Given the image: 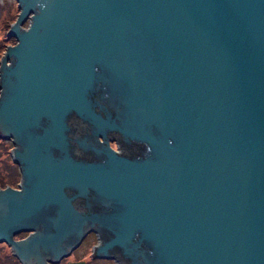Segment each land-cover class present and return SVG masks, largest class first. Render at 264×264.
<instances>
[{
	"label": "water",
	"instance_id": "obj_1",
	"mask_svg": "<svg viewBox=\"0 0 264 264\" xmlns=\"http://www.w3.org/2000/svg\"><path fill=\"white\" fill-rule=\"evenodd\" d=\"M16 3L0 243L19 263L94 234L92 258L117 264H264V0Z\"/></svg>",
	"mask_w": 264,
	"mask_h": 264
},
{
	"label": "rangeland",
	"instance_id": "obj_2",
	"mask_svg": "<svg viewBox=\"0 0 264 264\" xmlns=\"http://www.w3.org/2000/svg\"><path fill=\"white\" fill-rule=\"evenodd\" d=\"M18 12H19V10L17 9L16 0H0V38L3 35L5 36L6 32L9 30L10 25L13 24L14 21L16 20ZM12 17H14L13 21L10 20V18H12ZM4 25L7 26V29H6V27H4ZM26 26H27V21L24 23L23 27H26ZM8 39H12V38H8ZM12 41L15 44V41L13 39H12ZM13 45L11 43L6 44V46L4 48H2V54L0 55V58L3 55V53L5 52L6 47L7 46H13ZM11 150H10V153H11ZM10 153H9V155H10ZM10 158H11V156H10ZM11 161H12V159H11ZM19 181H20V179H19ZM18 184H19V182L16 184L15 188H17ZM6 187H8V186H5V188ZM15 188H13V189H15ZM0 190H2V189H0ZM25 237H26V234H19V235L15 236L14 238H15V240H21V239H24ZM95 244H96L95 235L89 234L86 237V239L83 240V242L80 244L78 249L75 250L70 257L66 258V260H68L67 262L82 261V262H85L86 264H117L112 260H104V259H102V260L96 259L95 260L94 257L92 258L91 250ZM5 245L6 244H4V243H0V247H2V248H0V260L4 259L1 264H12L10 262H7V259H5V256L7 254L12 255L10 248L7 245L6 246ZM90 260H92V261H90ZM63 263H66V262L63 261L60 264H63Z\"/></svg>",
	"mask_w": 264,
	"mask_h": 264
},
{
	"label": "trees",
	"instance_id": "obj_3",
	"mask_svg": "<svg viewBox=\"0 0 264 264\" xmlns=\"http://www.w3.org/2000/svg\"><path fill=\"white\" fill-rule=\"evenodd\" d=\"M11 21L14 20V17L10 18ZM4 27L7 26L4 25ZM14 44L12 39H5L4 35L0 38V55L2 54V48L6 46V44ZM12 146L10 142L4 141L0 138V189H4L5 186L10 188H15L16 184L19 182L20 174L18 172L17 166L11 161L10 158V150ZM6 246V245H5ZM2 248V247H0ZM7 262L12 264H20L19 261L10 254L5 256ZM4 259L0 260V264ZM92 261V260H90Z\"/></svg>",
	"mask_w": 264,
	"mask_h": 264
},
{
	"label": "flooded vegetation",
	"instance_id": "obj_4",
	"mask_svg": "<svg viewBox=\"0 0 264 264\" xmlns=\"http://www.w3.org/2000/svg\"><path fill=\"white\" fill-rule=\"evenodd\" d=\"M92 98L93 99H95V100H100V98H101V96H100V93H95L93 96H92ZM115 110H117V111H120V108H119V106L117 105V106H115ZM111 139L112 140H110V142H109V145H110V148H112V149H116V146H117V144L128 154V156H130V157H136V156H138L139 154H140V152H144V150H145V147H144V145L143 144H140V143H136V142H132V143H130V144H124L123 143V141H122V139H121V137L119 136V134H117V133H112L111 134ZM88 236V235H87ZM86 236V237H87ZM86 239V238H85ZM84 239V240H85ZM83 242V241H82ZM78 249V248H77ZM76 249V250H77ZM74 252V251H73ZM73 252L68 256V257H70L72 254H73ZM114 253H117V252H115V251H113ZM67 257V258H68ZM94 260V259H93ZM96 260V259H95ZM98 260H102V259H98ZM109 260V259H108ZM110 260H112V259H110ZM67 262L68 260H66V259H63V260H61V262L60 263H62V262ZM112 261H114V260H112ZM71 262V261H70ZM75 262H82V261H75ZM115 262V261H114ZM59 263V264H60ZM116 263V262H115ZM63 264H65V263H63ZM84 264H86L85 262H84Z\"/></svg>",
	"mask_w": 264,
	"mask_h": 264
}]
</instances>
